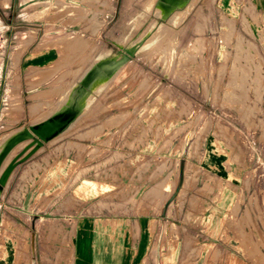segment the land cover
<instances>
[{
  "label": "rangeland",
  "instance_id": "374dc122",
  "mask_svg": "<svg viewBox=\"0 0 264 264\" xmlns=\"http://www.w3.org/2000/svg\"><path fill=\"white\" fill-rule=\"evenodd\" d=\"M154 3L12 0L0 137L73 96L96 58L125 63L0 194L7 263L110 264L94 243L120 231L117 264H264V0H190L172 23ZM25 50L55 58L7 76Z\"/></svg>",
  "mask_w": 264,
  "mask_h": 264
},
{
  "label": "bare ground",
  "instance_id": "6f19581e",
  "mask_svg": "<svg viewBox=\"0 0 264 264\" xmlns=\"http://www.w3.org/2000/svg\"><path fill=\"white\" fill-rule=\"evenodd\" d=\"M153 1H155L153 9L154 14L159 17L164 16L169 23L176 22L178 17L191 7L190 3L186 7V4L190 0ZM163 30L164 29H160V32ZM145 31L141 32V35L136 37L132 44H128V46L124 45L122 48L124 49V52L131 54L132 51L137 50L139 47V41L144 36ZM152 38L153 37L150 35L144 45L147 46V43L151 41ZM140 47H143V45ZM124 63V59L120 60L115 55L106 56L104 58H96L79 77L77 86L75 88V94L71 96L70 94L66 93L62 103H60V105L51 113L49 117L43 121L40 120L41 122L34 125L23 127L20 131L15 132L12 135H7L1 139L0 167L4 159L17 144L24 141H27L28 143H26V145L7 163L5 168L0 172V193L2 192L13 169L17 166L15 164L20 160L28 158L32 152L37 150L43 144L48 143L50 140L60 135L68 128H72L74 121L83 114V110L86 108L87 100L100 86L104 85L108 81H111L122 68ZM38 135L41 136L45 141L40 139ZM32 146H34V148L28 153H25Z\"/></svg>",
  "mask_w": 264,
  "mask_h": 264
},
{
  "label": "crops",
  "instance_id": "0c3cea01",
  "mask_svg": "<svg viewBox=\"0 0 264 264\" xmlns=\"http://www.w3.org/2000/svg\"><path fill=\"white\" fill-rule=\"evenodd\" d=\"M21 11H22V9L12 5V0H0V29L8 28L13 23H15L16 20H13L11 18V16L16 17L17 15H21L20 14ZM54 58H55V54H53L52 52H50L48 50L40 51L39 53H29V52L27 53L25 50L17 57L16 65H14V64L10 65L11 68L8 69V72L6 75L9 76L12 74V72H14L13 74L15 75L17 72H19L20 74L23 73V76L25 77L27 72H31V70H30L31 68L37 69V68L46 66V64L50 63L52 60H54ZM12 62H15V61H12ZM49 75H51V74H47L46 76H48V78L43 80V81H40V83H43V82L49 80L53 76V75L52 76H49ZM19 76H21V75H19ZM11 79H13V78L11 77ZM33 88H34L33 86H28V82L26 81V79L23 80V83L22 82L20 83V89L21 90L33 89ZM63 100H64V96L62 97V99L60 101L55 103L49 110L43 111V112L37 114L28 123L21 124L17 128H15L9 132L4 133L0 137V139L5 135L6 136L10 135V134L12 135L13 133L20 131L23 127H26L28 125H34L36 123L43 121L44 119H46L47 117H49L51 115V113L60 105V103H62ZM37 105H38V103L33 104V106H37ZM82 115L79 116V118L74 121L73 127L78 122V120L82 117ZM42 117H44V118H42ZM0 122H1V116H0ZM4 122H10V120H4ZM0 125H1V123H0ZM72 128L71 127L68 128L66 131H64L60 135L56 136L55 138L50 140L48 143L43 144L37 150L32 152V154L26 159H31L33 156H35L36 154L43 151L45 148V145L49 146L50 144L56 142L61 136H63L66 132H68ZM26 143H28V142L27 141L21 142V143L17 144L11 150V152L8 154V156L4 159L5 162L4 161L2 162V165L0 167V172L5 168L7 163L26 145ZM33 148H34V146L30 147L25 153H28ZM17 167H18V165L13 169V171L10 174L2 192L4 191L5 187L8 186V184H9L15 170L17 169ZM120 234H121L120 231H117L116 235L114 237H112V235H105V237L103 236V238L101 239V242L97 243V240L95 241V243H94L95 248L100 254L99 260L101 263L109 260L110 264H117V262H119V260L121 259V256L119 257V255H117V256L114 255L115 253L118 254L121 252L118 250V245H116V246L114 245L115 241L119 238ZM79 236H78V242H79L78 243V250L79 251H83L84 249L87 250L89 248L90 233H88L86 230L82 229L79 233ZM0 248H1V246H0ZM3 249L0 250V264H9V263H7V261L5 259L9 258V257H7V255L10 254V249H6V247H5L4 251H3ZM97 258L98 257H96L95 259H97ZM143 260H144V258L142 256V262H144ZM79 264H90V263L82 261V262H79Z\"/></svg>",
  "mask_w": 264,
  "mask_h": 264
},
{
  "label": "water",
  "instance_id": "95a60500",
  "mask_svg": "<svg viewBox=\"0 0 264 264\" xmlns=\"http://www.w3.org/2000/svg\"><path fill=\"white\" fill-rule=\"evenodd\" d=\"M134 52H132L131 54H133ZM39 136V135H38ZM40 139H42L43 141H45L41 136H39ZM26 159L20 160L19 162H17L15 165L20 164L21 162L25 161Z\"/></svg>",
  "mask_w": 264,
  "mask_h": 264
}]
</instances>
